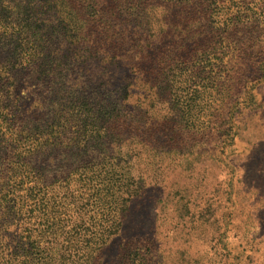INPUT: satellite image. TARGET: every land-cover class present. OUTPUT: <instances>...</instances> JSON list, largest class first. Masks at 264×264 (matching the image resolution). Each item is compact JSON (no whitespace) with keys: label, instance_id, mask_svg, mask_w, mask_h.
I'll return each instance as SVG.
<instances>
[{"label":"trees","instance_id":"1","mask_svg":"<svg viewBox=\"0 0 264 264\" xmlns=\"http://www.w3.org/2000/svg\"><path fill=\"white\" fill-rule=\"evenodd\" d=\"M222 1L0 0V264L103 263L140 191L121 139L152 129L154 104L203 96L204 58L231 52Z\"/></svg>","mask_w":264,"mask_h":264},{"label":"rangeland","instance_id":"2","mask_svg":"<svg viewBox=\"0 0 264 264\" xmlns=\"http://www.w3.org/2000/svg\"><path fill=\"white\" fill-rule=\"evenodd\" d=\"M221 7L231 16V52L204 58L213 72L202 74L213 82L184 104H154L169 108L180 127L154 109L150 131L142 125L121 139L138 154L140 191L102 264H128V253L129 264H264V0H223ZM100 65L65 77L93 79ZM111 88L116 98L118 83ZM146 96L136 86L129 107L141 98L144 110ZM112 136L101 149L115 156Z\"/></svg>","mask_w":264,"mask_h":264}]
</instances>
